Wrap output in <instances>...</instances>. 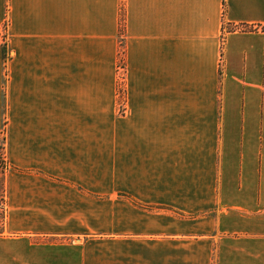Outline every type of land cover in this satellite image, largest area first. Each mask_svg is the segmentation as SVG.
<instances>
[{
    "label": "crops",
    "instance_id": "crops-1",
    "mask_svg": "<svg viewBox=\"0 0 264 264\" xmlns=\"http://www.w3.org/2000/svg\"><path fill=\"white\" fill-rule=\"evenodd\" d=\"M7 21L0 264H264V31L235 30L264 0H0Z\"/></svg>",
    "mask_w": 264,
    "mask_h": 264
},
{
    "label": "trees",
    "instance_id": "trees-1",
    "mask_svg": "<svg viewBox=\"0 0 264 264\" xmlns=\"http://www.w3.org/2000/svg\"><path fill=\"white\" fill-rule=\"evenodd\" d=\"M225 12L226 11L224 10V17H225ZM253 31H257V30L252 29V32ZM262 31H264V28L262 29ZM1 48L4 54V59L6 61L9 55L7 44L4 46L1 45ZM0 150L2 151V153L0 152V175L4 176L5 178V187L0 189V236H2L6 233L7 224H8L7 177L10 172L14 171V167L10 165L8 161L5 147L0 146Z\"/></svg>",
    "mask_w": 264,
    "mask_h": 264
},
{
    "label": "rangeland",
    "instance_id": "rangeland-1",
    "mask_svg": "<svg viewBox=\"0 0 264 264\" xmlns=\"http://www.w3.org/2000/svg\"><path fill=\"white\" fill-rule=\"evenodd\" d=\"M7 24H9L8 23V21L6 22ZM5 26V25H4ZM245 27V29H247L248 31H252V29L254 30L255 28L259 31V30H261V29H263L264 27L263 26H259V27H252V28H249V27H247V26H244ZM247 31V32H248ZM254 32V31H253ZM8 41V40H7ZM120 42H121V40H120ZM8 43V42H7ZM1 44V43H0ZM2 46H4V45H2ZM122 56H123V54H122ZM124 60H123V57L120 59V64H119V68H120V71L121 72H123V69H124ZM122 78V77H121ZM120 93L121 94H123L124 93V89H123V86H122V79H120ZM0 146H2V147H4V143H2ZM0 152L2 153V151L0 150ZM4 153V152H3ZM5 187V178H4V176H1L0 175V189H2V188H4Z\"/></svg>",
    "mask_w": 264,
    "mask_h": 264
},
{
    "label": "built area",
    "instance_id": "built-area-1",
    "mask_svg": "<svg viewBox=\"0 0 264 264\" xmlns=\"http://www.w3.org/2000/svg\"><path fill=\"white\" fill-rule=\"evenodd\" d=\"M235 30L236 31H241V32L248 31L247 29H245L244 26H237L235 28ZM254 30H257V29L255 28ZM7 39H8V24L6 23L5 26L0 28V43H1L0 45H6L7 44Z\"/></svg>",
    "mask_w": 264,
    "mask_h": 264
}]
</instances>
